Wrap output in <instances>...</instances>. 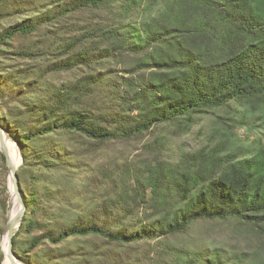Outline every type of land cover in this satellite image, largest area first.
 <instances>
[{"label":"trees","instance_id":"obj_1","mask_svg":"<svg viewBox=\"0 0 264 264\" xmlns=\"http://www.w3.org/2000/svg\"><path fill=\"white\" fill-rule=\"evenodd\" d=\"M0 112L26 264H264V0H0Z\"/></svg>","mask_w":264,"mask_h":264},{"label":"rangeland","instance_id":"obj_2","mask_svg":"<svg viewBox=\"0 0 264 264\" xmlns=\"http://www.w3.org/2000/svg\"><path fill=\"white\" fill-rule=\"evenodd\" d=\"M57 80H60V82H70L72 81V78L70 76H60V78H58ZM214 115L213 114H209L206 115L205 117L199 118L197 120L196 125H194V127L192 128L191 132H189L186 135H183L181 137H179L178 135L175 134H170L169 130H167L166 135L167 138L169 140H171V142L173 143V145H177L178 147L184 149L185 151H194L197 148H199L201 145H203L205 143V138L207 136V132L209 130L212 129V127L217 125V116L221 114L220 111H214ZM1 114H3V112H0ZM0 117L2 118V115H0ZM237 132L244 137V133L243 130H238ZM253 138V136H252ZM10 142H12L11 139H9ZM13 143V142H12ZM2 153L0 152V155ZM142 154L141 150L140 151H135L130 153L129 158L131 160H135L134 157H137L138 155ZM138 159V158H137ZM21 166V164H20ZM19 166V167H20ZM8 169L6 167V164H3L1 156H0V200H3L2 198L4 196L7 197V206H8V201L10 198V191H9V181H8ZM8 189L7 193H4V188ZM3 224V222L0 220V224ZM6 223H7V211H6ZM222 232H220L219 230H213L211 231V234H214L216 236L220 235ZM3 239V233L2 236L0 238V247H1V242ZM4 261V259H3ZM3 261L1 262V264H3Z\"/></svg>","mask_w":264,"mask_h":264},{"label":"water","instance_id":"obj_3","mask_svg":"<svg viewBox=\"0 0 264 264\" xmlns=\"http://www.w3.org/2000/svg\"><path fill=\"white\" fill-rule=\"evenodd\" d=\"M5 136L8 140L11 139L8 132H6L1 126H0V136ZM12 140V139H11ZM12 142L15 144L18 153L20 155V159H21V165L23 163V158H22V154L16 144L15 141L12 140ZM0 152L2 153V155L5 158V164L6 167L8 169V181H9V186L10 184H12L16 197H17V203H18V209L16 212L12 213V209H13V204H12V198H11V193H10V198L8 201V206H7V223L3 232V236H7L8 238V250L7 252H4L1 246V250L3 252L4 255V259L7 257L9 259V261L12 264H26L25 262H23L13 251V244H12V239L16 233V231L18 230V228L20 227L23 217L26 213V206L24 204L21 192H20V187H19V179H18V169L19 167L15 166L14 161H12V159L9 156V153L6 149V146L4 145V143L0 142ZM10 191V188H9Z\"/></svg>","mask_w":264,"mask_h":264},{"label":"bare ground","instance_id":"obj_4","mask_svg":"<svg viewBox=\"0 0 264 264\" xmlns=\"http://www.w3.org/2000/svg\"><path fill=\"white\" fill-rule=\"evenodd\" d=\"M0 142L4 143V145L6 146V149L9 153L10 158L12 159V161H14L15 166L19 167L21 164V159H20V155L18 153V150L15 146L14 143L10 142L5 136H0ZM10 193H11V198H12V204H13V209H12V213L16 212L18 209V203H17V197L14 191V188L12 186V184H10ZM1 246L4 252H7L8 250V238L7 236H3L2 242H1ZM3 264H12L9 259L6 257L3 261Z\"/></svg>","mask_w":264,"mask_h":264}]
</instances>
